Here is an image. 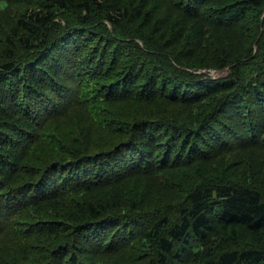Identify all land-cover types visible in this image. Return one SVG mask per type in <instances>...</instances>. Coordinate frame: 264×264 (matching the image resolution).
<instances>
[{
  "label": "trees",
  "instance_id": "16d2710c",
  "mask_svg": "<svg viewBox=\"0 0 264 264\" xmlns=\"http://www.w3.org/2000/svg\"><path fill=\"white\" fill-rule=\"evenodd\" d=\"M150 2L0 0V264H264L263 169L197 172L264 165V0Z\"/></svg>",
  "mask_w": 264,
  "mask_h": 264
},
{
  "label": "rangeland",
  "instance_id": "374dc122",
  "mask_svg": "<svg viewBox=\"0 0 264 264\" xmlns=\"http://www.w3.org/2000/svg\"><path fill=\"white\" fill-rule=\"evenodd\" d=\"M149 11L147 12L148 14L151 15V17H153V21H156V23L158 24L160 21V18L161 19V22L163 19H165V22L163 24L166 23V22H169L168 23V34L170 33H174V32H181L183 29H184V25H187L189 26V21L185 22V20H183V16L179 15L177 12H170L169 15L167 16H164V12H165V9L161 8V5L159 4H156L155 0H151L150 2V5H149ZM161 25V24H160ZM217 32V31H215ZM221 39H224L225 41H227L228 44H231L232 43V46L231 47H235L237 48L238 45L236 42H234L233 44V41H230V39L234 40V39H238V40H242L241 37H234L231 36L229 38H225L226 37V33L225 32H222V31H219L217 33ZM171 40V39H170ZM184 43L187 45V41H186V38H184V41L182 43H177L176 41V45H175V49L173 50H181V48H186L184 47ZM239 44V43H238ZM206 46V45H205ZM204 45L201 46V49L203 50L202 52L201 51H198L197 53L193 54L191 56V59H193V61H187L188 59H184V62L186 63H191V62H196L194 60H197V59H202V57L204 55H206L208 52L204 49L206 48ZM204 47V48H203ZM213 76H216V73H211ZM177 113V111H176ZM219 156V155H218ZM215 156L213 158H211L210 162H207L206 164L205 163H200L197 165V172L198 173H201L203 176H215L217 174H219L220 172H224L222 174L226 175V172L227 173H238L240 174L243 170V166L246 164V161H251L253 162V165H254V168L257 169L256 167H259L260 169H263L262 171H264V165L258 161V158L256 157L255 154H253L252 152H248V151H241V152H238V153H231L229 156ZM222 169H227V171H221ZM200 174V175H201ZM223 176V175H222ZM175 181L177 182H181V180L179 178H174ZM144 180L141 179V181L139 182V184H142ZM152 190H151V194L149 193L147 195V198L148 199H151L153 200V197H155V195H157L158 193L162 195V191L158 189V187L153 184V186L150 187ZM165 195V194H164ZM167 196V194H166Z\"/></svg>",
  "mask_w": 264,
  "mask_h": 264
},
{
  "label": "water",
  "instance_id": "95a60500",
  "mask_svg": "<svg viewBox=\"0 0 264 264\" xmlns=\"http://www.w3.org/2000/svg\"><path fill=\"white\" fill-rule=\"evenodd\" d=\"M228 68L224 69V70H221V71H217V72H212V73H216V76L215 78L218 79V78H222V77H226L228 75Z\"/></svg>",
  "mask_w": 264,
  "mask_h": 264
}]
</instances>
